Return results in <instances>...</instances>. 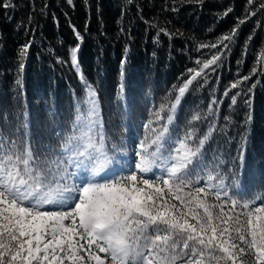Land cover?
<instances>
[{
  "label": "trees",
  "instance_id": "16d2710c",
  "mask_svg": "<svg viewBox=\"0 0 264 264\" xmlns=\"http://www.w3.org/2000/svg\"><path fill=\"white\" fill-rule=\"evenodd\" d=\"M10 2L12 7H0V134L23 139L27 133L40 156L44 145L59 146L73 119V106L85 97L71 63V50L79 45L78 62L97 93L109 146L121 144L125 137L132 141L154 138L171 112L180 137L194 128L199 138L215 123L201 164L226 178L231 199L251 201L264 196V10L260 9L264 0H253L251 5L247 0ZM229 8L231 13L224 16ZM246 10L256 15L240 26L234 42H224L227 48L223 44L200 47L217 44L218 38L230 34L239 19L246 18ZM26 44L29 51L21 72L19 54ZM213 55L219 60L203 69L172 110L178 86L191 75L189 69L200 70L202 63L197 61ZM122 59L126 60L123 77ZM244 76L250 79L243 81ZM235 82L238 87L232 89ZM237 92L241 95L232 106L231 97ZM209 105L214 109L211 114ZM193 116L199 119L194 121ZM141 124L150 127L144 129ZM245 137L241 167L236 157ZM197 168L186 177L193 184L184 192L202 187L194 184ZM208 199L225 204L224 210L229 211L230 203H225L229 199L216 201L212 191Z\"/></svg>",
  "mask_w": 264,
  "mask_h": 264
},
{
  "label": "snow or ice",
  "instance_id": "6c2138e0",
  "mask_svg": "<svg viewBox=\"0 0 264 264\" xmlns=\"http://www.w3.org/2000/svg\"><path fill=\"white\" fill-rule=\"evenodd\" d=\"M67 2L71 5L73 0ZM247 3L251 5L253 0ZM0 7L7 9L12 4L10 0H0ZM260 9L264 10V3ZM231 11L229 8L223 15ZM246 12V18L239 19L231 33L218 38L217 44L200 47L217 48L223 44L227 48L224 42H234L240 26L256 15L255 11ZM73 31L79 40V33L75 28ZM28 51L27 44L20 50L21 72ZM78 52L79 45L71 50V63L84 85L85 97L76 105L72 130L61 137L59 153L53 152L55 158H42L31 147L27 133L23 139L0 134V264H264V196L251 201L230 198L225 202L230 203L226 212L225 204L208 199L212 189H217L215 200L221 198L224 178L219 172H209L205 183H215H210L208 190L193 187L184 192L185 187L193 184L186 177L203 163L215 123L199 138L196 129L187 131L171 148L167 163L162 156L167 125L154 138L146 137L137 144V172L147 174L161 167L166 173L164 177L149 179L132 173L104 182L95 179L111 160L97 93L81 72ZM218 60L219 56L213 55L209 60L197 61L202 63L200 70L189 69L191 75L178 86L172 110L203 69ZM120 64L123 77L126 60L122 59ZM249 79L243 77V81ZM238 83L231 88H237ZM224 95L228 96V91ZM240 95H232V106ZM213 111V105H209V114ZM156 116L159 119L160 114ZM167 119L171 122L173 116L168 115ZM192 119L198 120L199 116ZM224 119L231 123L230 117ZM251 119L249 115L247 122ZM152 132L157 129L152 128ZM245 157L246 137L236 157L241 167ZM81 166L90 167L92 179L78 185L71 169ZM223 195L227 197L228 192ZM257 199L261 200L259 205Z\"/></svg>",
  "mask_w": 264,
  "mask_h": 264
},
{
  "label": "rangeland",
  "instance_id": "374dc122",
  "mask_svg": "<svg viewBox=\"0 0 264 264\" xmlns=\"http://www.w3.org/2000/svg\"><path fill=\"white\" fill-rule=\"evenodd\" d=\"M171 125L172 123L168 122L167 124L168 134H167V137L165 139V143L162 149V156L164 158L165 163H167V157L169 155L171 148L175 146L178 139L184 137V136L180 137L179 134L177 133V130L174 127H170ZM136 151H137L136 145L131 146L127 142H124L123 149L121 151L114 149L111 153L108 152V156L111 160V163L109 165L114 168H120L121 171L125 172L126 176L131 175L132 173H137L139 176L146 175L147 178L148 177H155V178L164 177L166 175L164 169L161 167H155L153 168L151 172L147 174L138 173L136 169V162L138 159L136 156ZM107 170L108 168L106 167L103 171L104 174L102 176L96 177V180H98L99 182H104L105 180H108V176L106 175ZM71 171L76 173V175L73 177V180L78 185L80 183L87 182L89 179H92L90 167L86 168L84 166H81L80 169L73 168L71 169ZM209 172L210 171H208L207 169L202 170L200 167H198L196 171V175L200 176L198 179L206 181ZM201 174H203L204 176H201ZM212 183H215V182L212 181ZM49 210H52L51 206H49ZM56 210H60V209H56Z\"/></svg>",
  "mask_w": 264,
  "mask_h": 264
}]
</instances>
